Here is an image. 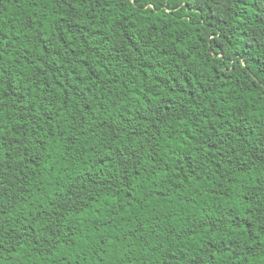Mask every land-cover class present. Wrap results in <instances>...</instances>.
<instances>
[{"label":"trees","instance_id":"1","mask_svg":"<svg viewBox=\"0 0 264 264\" xmlns=\"http://www.w3.org/2000/svg\"><path fill=\"white\" fill-rule=\"evenodd\" d=\"M0 264H264V0H0Z\"/></svg>","mask_w":264,"mask_h":264}]
</instances>
